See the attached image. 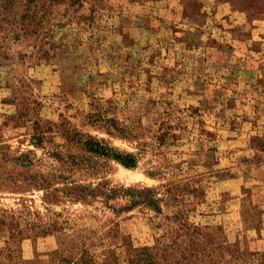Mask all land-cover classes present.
Returning <instances> with one entry per match:
<instances>
[{"label":"rangeland","instance_id":"1","mask_svg":"<svg viewBox=\"0 0 264 264\" xmlns=\"http://www.w3.org/2000/svg\"><path fill=\"white\" fill-rule=\"evenodd\" d=\"M0 264H264V0H0Z\"/></svg>","mask_w":264,"mask_h":264},{"label":"trees","instance_id":"2","mask_svg":"<svg viewBox=\"0 0 264 264\" xmlns=\"http://www.w3.org/2000/svg\"><path fill=\"white\" fill-rule=\"evenodd\" d=\"M84 147L87 152H90L91 154L98 157L120 160L122 159L121 157L124 156L125 159H128L131 162L134 161L133 156L129 154L123 155L116 148L109 146L108 144L101 142L92 136H90L88 139L85 140ZM95 188L90 187V185H85V186L76 185L72 187L71 188L72 191H69L68 193L77 200L85 201L87 198L93 197L95 195ZM145 201L147 203L153 202V200H145Z\"/></svg>","mask_w":264,"mask_h":264}]
</instances>
